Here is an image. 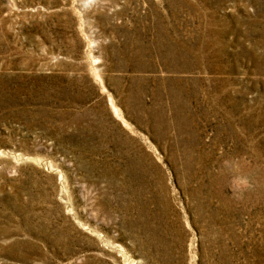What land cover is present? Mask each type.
I'll return each instance as SVG.
<instances>
[{
  "label": "rangeland",
  "instance_id": "1",
  "mask_svg": "<svg viewBox=\"0 0 264 264\" xmlns=\"http://www.w3.org/2000/svg\"><path fill=\"white\" fill-rule=\"evenodd\" d=\"M0 264H264V0H0Z\"/></svg>",
  "mask_w": 264,
  "mask_h": 264
}]
</instances>
